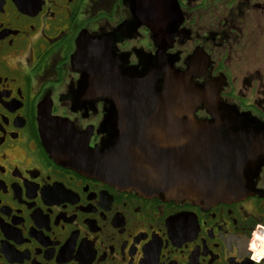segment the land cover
Wrapping results in <instances>:
<instances>
[{"label": "flooded vegetation", "instance_id": "1", "mask_svg": "<svg viewBox=\"0 0 264 264\" xmlns=\"http://www.w3.org/2000/svg\"><path fill=\"white\" fill-rule=\"evenodd\" d=\"M155 42L264 129V0H0V264H264V149L244 198L206 204L117 188L42 145L45 103L100 148L111 104L85 72L147 71Z\"/></svg>", "mask_w": 264, "mask_h": 264}, {"label": "water", "instance_id": "2", "mask_svg": "<svg viewBox=\"0 0 264 264\" xmlns=\"http://www.w3.org/2000/svg\"><path fill=\"white\" fill-rule=\"evenodd\" d=\"M164 44L154 43L148 70L139 74L100 62L85 72L87 94L111 104L100 148H88L89 134H77L43 103L38 127L45 151L59 165L147 197L206 204L244 198L251 187L245 164L264 149V129L250 127L244 114L220 102L222 79L197 84L194 72L174 69ZM83 55L80 49L72 62ZM199 110L210 119L197 120Z\"/></svg>", "mask_w": 264, "mask_h": 264}]
</instances>
